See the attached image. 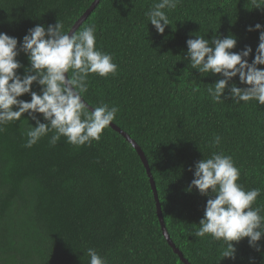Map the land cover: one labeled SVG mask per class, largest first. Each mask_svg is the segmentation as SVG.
<instances>
[{"label": "trees", "instance_id": "1", "mask_svg": "<svg viewBox=\"0 0 264 264\" xmlns=\"http://www.w3.org/2000/svg\"><path fill=\"white\" fill-rule=\"evenodd\" d=\"M95 1L0 0V32L17 37L19 46L37 24L60 21L71 31ZM158 2L102 0L81 25H96L97 48L118 65L115 75H89L85 99L119 108L112 123L144 151L167 230L190 264H249L250 257L264 264V236L259 252L247 237L233 242L235 260L221 258L223 241L195 237L208 197L188 190L195 162L223 153L239 168L245 190L260 189L253 207L264 209V105L214 101L207 89L220 77L202 76L183 59L189 38L233 35L231 51L250 45L251 62L259 30L247 29L264 25V8L253 0H180L164 10L171 25L160 34L146 15ZM17 59L29 65L25 54ZM232 82L248 86L238 75ZM29 124L35 121L25 113L0 130V264H90L89 248L107 264H185L164 234L147 168L121 133L109 126L99 141L77 147L63 136L51 145L49 132L26 148ZM217 135L221 142L213 145Z\"/></svg>", "mask_w": 264, "mask_h": 264}, {"label": "clouds", "instance_id": "2", "mask_svg": "<svg viewBox=\"0 0 264 264\" xmlns=\"http://www.w3.org/2000/svg\"><path fill=\"white\" fill-rule=\"evenodd\" d=\"M179 3L180 0H159L146 13L158 33L163 34L171 25L164 10H173ZM253 4L256 8H264L257 0H253ZM247 30H259V43L251 62L247 59L253 52L250 45L239 52L231 51L237 45L233 35L214 36L211 40L196 35L186 41L187 54L183 59L191 69L198 70L202 76L220 77L207 89L216 102L230 97L236 103L256 100L264 105V68L258 67L264 65V25L256 23ZM96 40L95 24L79 31H65L60 21L46 27L37 24L29 28L19 46L17 37L0 32V130L27 113L35 126L29 124L26 130V148H31L49 132L54 133L49 140L51 145L62 136L77 147L99 141L103 131L116 119L119 108L107 103L100 106L88 103L85 99L88 77L92 73L101 77L115 75L118 65L112 54L97 48ZM21 53L27 56L28 66L17 59ZM21 68L23 74L17 71ZM237 75L240 83L247 87L230 83ZM34 84L39 91L33 90ZM25 94L31 99H20ZM37 114H42L44 122ZM220 142L219 135L211 141L213 145ZM193 175L188 190L195 188L208 197L200 227L193 235L201 238L209 234L214 240L223 241L226 247L221 251V258L235 260L233 242L246 237L250 247L261 251L258 242L264 236V214H261L264 209L253 207L260 189L245 190L238 183L240 170L232 157L213 153L210 158L195 162ZM87 254L90 264H107L95 249H87ZM249 264H255L254 257L249 258Z\"/></svg>", "mask_w": 264, "mask_h": 264}, {"label": "water", "instance_id": "3", "mask_svg": "<svg viewBox=\"0 0 264 264\" xmlns=\"http://www.w3.org/2000/svg\"><path fill=\"white\" fill-rule=\"evenodd\" d=\"M102 0H96L93 5L91 6V8L83 15V17L75 24V26L73 27V31L76 29L77 31L79 30V28L81 27V25L88 19V17L93 13V11L97 8V6L101 3ZM71 34V33H70ZM67 76V74H65ZM110 126L115 129L117 132L121 133L135 148L136 150L138 151L140 157L142 158L146 168H147V171H148V174H149V177L151 179V184H152V187H153V190H154V194H155V198H156V201H157V207H158V215H159V218H160V221H161V224H162V228H163V231H164V234L169 242V244L171 245V247L174 249L175 253L178 254L182 261L185 263V264H190L189 261L184 257L183 253L180 251V249H178L175 245V243L172 241L171 239V236L167 230V227H166V223H165V220H164V216H163V210H162V205L160 203V198H159V193H158V190H157V185H156V182L154 180V177H153V174H152V171H151V168H150V165H149V162H148V159L144 153V151L142 150V148L139 146V144L131 138L130 135H128L125 131H123L120 127H118L116 124L114 123H111Z\"/></svg>", "mask_w": 264, "mask_h": 264}]
</instances>
